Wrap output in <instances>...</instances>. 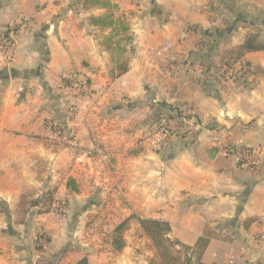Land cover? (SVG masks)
I'll return each mask as SVG.
<instances>
[{"label": "crops", "instance_id": "1", "mask_svg": "<svg viewBox=\"0 0 264 264\" xmlns=\"http://www.w3.org/2000/svg\"><path fill=\"white\" fill-rule=\"evenodd\" d=\"M110 1L116 16L128 18L132 36L128 70L117 77L99 41L107 31L88 21L102 9L83 8L82 0H0V30L15 27L8 62L0 49V72L7 68L0 74V264H75L82 257L107 264L101 253L67 250L64 219L53 224L52 213L32 212L37 202L17 215L48 177H66L60 190L68 191L70 175L79 183L101 172L91 134L106 124L108 191L122 196L120 210L168 222L170 237L189 248L194 264H264V75L249 88L208 87L206 79H218L196 66L211 50L216 63L264 67V49L237 54L250 33L264 43V0ZM237 15L254 23L236 22ZM229 25L213 47L205 37L200 48L201 35L192 31ZM71 74L87 82L86 92H68ZM68 103L76 105L70 116ZM177 111L196 125L174 118ZM160 112L172 118L166 140L154 126ZM49 118L73 136L56 137ZM49 140L69 141L53 148ZM241 148L248 158L238 162L233 153ZM129 223L137 232V220ZM35 230L49 238L42 251L34 248ZM137 237L109 251L108 264H147L153 249ZM200 238L207 243L197 259Z\"/></svg>", "mask_w": 264, "mask_h": 264}, {"label": "rangeland", "instance_id": "2", "mask_svg": "<svg viewBox=\"0 0 264 264\" xmlns=\"http://www.w3.org/2000/svg\"><path fill=\"white\" fill-rule=\"evenodd\" d=\"M202 62V61H201ZM228 62V61H227ZM205 63V62H202ZM224 65V69L219 70L220 66ZM208 71L206 69L203 71L205 73V77L207 76L211 78L218 79L216 82L213 81H205L206 85L210 87L212 84L219 86H226V84L232 83L234 86L249 88L258 83V78L264 75V67H251L245 64H242L238 69L230 67L229 64L225 63H216L214 61H207ZM243 68H246L245 70ZM230 72V75L227 74ZM228 75V76H227ZM77 76V75H76ZM81 79V78H80ZM69 80V78H68ZM68 80H65L66 86L68 88V92H74L76 94H80L82 92L75 91L69 87ZM83 80V79H81ZM215 81V80H214ZM210 82V83H207ZM86 86L88 87L87 82L85 81ZM88 90V89H87ZM76 105L68 103L66 105L65 110L68 111V115H72L75 112ZM160 112L157 118L160 116H168L167 113ZM180 113L179 111L175 112L176 119L188 118L187 112L181 113L180 116L176 114ZM170 118V117H169ZM171 122H172V118ZM50 127L54 135L63 137L65 139H70L73 134L72 130L69 129L67 131L64 130L62 124L59 120L55 118H49ZM182 122V121H181ZM156 123V120L155 122ZM183 123V122H182ZM172 124V123H171ZM186 125L185 123H183ZM171 126V125H170ZM187 126V125H186ZM156 128V126H155ZM188 128V127H186ZM170 129V128H169ZM158 131V130H157ZM170 134V131L164 135L160 134L161 139L166 140V137ZM92 138L94 141L93 149L91 150V155L96 158V163L98 164V168H100L101 172L99 174L94 175L93 177H87L78 179L70 175L67 177L66 181L72 179L77 186V191H73L71 188L68 191L61 189L60 185L62 184L63 178H52L48 177L45 180L44 189L41 193L38 194L37 197L34 194L29 195L26 199L25 208L18 209V216H22L24 213V209L27 207V213L30 212V207L32 204L37 202V208H34L32 212L37 213H52L53 216V224L58 223L59 225L62 222H58L57 219H64L63 224L68 228L69 236L71 237V241H68L67 250L75 251L81 254H102V258L108 264V252H112L111 241L108 239L111 231L115 228L117 224L122 222L123 220L135 218L136 213L132 211H123L119 209V205L124 203L122 196L119 193H112L108 191V124L103 125L102 128H98L97 130L92 132ZM158 136V135H157ZM155 140V139H153ZM213 140L217 144V137H214ZM69 140H49V143L53 145V148L56 145H62V143ZM214 143V144H215ZM224 152H229V148H224ZM227 149V150H225ZM72 187V186H71ZM96 195L99 199L98 204H94L87 200V196ZM126 203V202H125ZM23 204V203H22ZM34 205V204H33ZM60 205L65 206L66 211H61ZM117 206V207H116ZM29 207V208H28ZM66 216H74V220L70 219ZM19 218V217H18ZM130 222V220H129ZM124 224L123 228H121L120 232L124 238V242L126 244V237L132 238V236H138L139 239L144 238L145 236L141 234L140 228L137 232L134 231L135 226L130 223ZM8 227V226H7ZM34 234V248L37 251H42L47 247L49 239L48 236L43 231L35 230ZM126 236V237H125ZM42 238L43 245H40L38 240ZM147 238V237H146ZM148 239V238H147ZM149 240V239H148ZM124 244V246H125ZM150 245V241H149ZM44 246V247H42ZM151 246V245H150ZM179 253L177 256L183 258L186 250L181 247H176ZM122 250V249H121ZM120 250V251H121ZM119 252V251H115ZM154 256V254H153ZM152 257H149L147 264H152ZM146 259V258H143ZM136 264H142V262H137Z\"/></svg>", "mask_w": 264, "mask_h": 264}, {"label": "trees", "instance_id": "3", "mask_svg": "<svg viewBox=\"0 0 264 264\" xmlns=\"http://www.w3.org/2000/svg\"><path fill=\"white\" fill-rule=\"evenodd\" d=\"M82 5L83 8L94 7L103 10V12L98 15H90L88 17V21L91 25L98 27L101 31H107L99 37V41L110 56L112 64L111 76L117 77L123 74L128 70L126 46L130 44L132 40L128 18L124 15L116 16L114 13L116 5L110 0H82ZM235 19L236 22L249 24L254 23L252 21H247L241 15H237ZM261 24L264 25V23ZM232 28L233 26L229 25L225 29H216L212 32L210 30H200L194 26L192 27V31L201 35L200 39L197 40V44L200 48H204L208 44V42L204 39L205 37L213 39V44L209 45L210 47H213L216 44V38L223 37L225 34H228ZM261 49H264V43L258 41L257 33L253 32L250 33L245 38L244 42L238 47L237 54L242 55L245 51ZM210 51L208 50L207 53H204L201 56V61L205 62V65H207V61L210 59ZM245 65L250 66L247 62H245ZM206 71H208V68H206ZM180 114L181 113H177L176 115L180 116ZM158 118H156V121ZM253 168L255 167L253 166L252 169ZM66 185L68 189L71 188L73 191H77V186L72 179H69L66 182ZM134 217L139 224L141 234L147 237L150 241L154 254L151 260V262H153L152 264H194L191 262V256L187 253L189 248L182 245L178 240L170 237V226L168 222L155 218ZM129 220V218L128 220H123L111 231L108 239L111 241L112 251H120L124 247L125 242L120 230L123 228L124 224L129 222ZM48 239L49 238H47V240ZM206 243L207 240L205 238H200L197 241L195 248L193 249V253L196 255L197 259L199 258ZM177 246H181L186 250L183 258L177 256V253H179L176 248ZM75 264H87L86 258L82 257L75 262ZM195 264L201 263L196 260Z\"/></svg>", "mask_w": 264, "mask_h": 264}, {"label": "built area", "instance_id": "4", "mask_svg": "<svg viewBox=\"0 0 264 264\" xmlns=\"http://www.w3.org/2000/svg\"><path fill=\"white\" fill-rule=\"evenodd\" d=\"M14 23H11L7 28L0 30V49L2 52V55L4 57V61L8 62L13 54V46H14ZM159 52V51H157ZM196 66L204 71L206 69V65L204 63L196 64ZM225 67L222 65L220 66L219 70H223ZM244 70L246 68H243ZM228 75H230V72H227ZM227 75V76H228ZM69 87L72 88L75 91L80 92H86L88 87L86 86V83L84 80H81L78 76L75 74L69 75ZM180 121L185 123L188 127H192L196 125V121L193 118H181ZM171 119L167 116H160L158 120L156 121L155 125L156 129L159 133L166 135L169 132V128L171 125ZM218 142V141H217ZM227 150V149H225ZM228 151V150H227ZM235 159L240 162L242 160H246L248 158V151L246 148L241 149H235L234 151ZM61 211H66L65 206L60 205ZM42 238H39L38 242L40 245H43V242L41 240ZM44 247V246H42ZM248 249V248H246Z\"/></svg>", "mask_w": 264, "mask_h": 264}, {"label": "water", "instance_id": "5", "mask_svg": "<svg viewBox=\"0 0 264 264\" xmlns=\"http://www.w3.org/2000/svg\"><path fill=\"white\" fill-rule=\"evenodd\" d=\"M262 23H264V22H262ZM0 74H1V76L7 75V68L6 67L2 68ZM87 200L94 203V204L99 203V199L96 195L87 196Z\"/></svg>", "mask_w": 264, "mask_h": 264}]
</instances>
